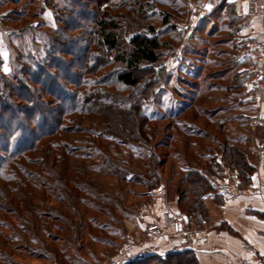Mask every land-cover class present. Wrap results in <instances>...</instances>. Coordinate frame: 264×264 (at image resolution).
<instances>
[{
    "label": "trees",
    "instance_id": "1",
    "mask_svg": "<svg viewBox=\"0 0 264 264\" xmlns=\"http://www.w3.org/2000/svg\"><path fill=\"white\" fill-rule=\"evenodd\" d=\"M36 1L33 0V3L37 4L38 10H34L33 16L42 17L51 11L53 24L46 29L43 25L13 26L7 36L9 60L15 66L11 74L3 73L7 61L0 58V183L12 195L9 198L2 194L11 207L4 212L14 217L19 214L30 217L34 234L50 217L60 231L73 232L75 223L82 227L79 205L84 204L86 208L100 213L119 210L117 206L96 204L80 195L85 192L99 199L92 192L93 179L86 176L91 171L119 178L129 172L113 163L108 150L127 165L132 163L130 159H123L127 151V155L136 154V158L143 161L148 159L146 182L149 187H154L160 182L158 170L164 165L166 157L165 154L159 156L157 151L170 145L160 141L153 146L155 129L152 125L169 121L165 128L167 132L174 130L187 137L183 140V149L187 153V144L189 147L198 146L196 141L190 140L200 135L196 131L204 133L197 124L196 119L199 118L190 111L197 110L201 117H207L208 122L216 124L218 133H222L225 123L223 120L216 122V116L224 107L213 108L206 114L205 108L194 103L179 107L176 104L175 107L171 105L160 119L149 112V108L165 93L164 86L170 76L166 62L171 42L162 40L163 33L170 29L167 26L170 12H163L164 29L157 32L146 21L149 17L147 11L153 7L148 0H109L114 4L108 9L102 8L107 0H95L96 10L90 8L92 1L88 3L86 0ZM24 15L19 18L1 17L11 25L19 24ZM229 19L228 27H235V20L232 17ZM234 34L235 28L231 36ZM236 50H233L234 57ZM234 57L225 63L216 60L215 63H223L218 64L217 71L208 75L200 73V80L204 75L206 80L210 79V92L219 94V89L222 93L225 90L222 98H217L219 102L234 100L229 106L232 109L244 105L235 99L244 79L237 72ZM91 116L105 119V132L84 125L86 118ZM166 137L173 138L174 135L170 133ZM218 145L220 162L199 154L198 168H185L187 175L180 178L177 184L179 203L189 200L185 213L188 229L208 227L207 199L214 194L213 183L224 178L226 168L235 172L239 188L253 185L257 168L252 164L250 155L230 144L228 138L218 141ZM105 146L108 150L103 148ZM177 155L178 152L173 154ZM50 163L63 167L64 173L66 169L73 171L68 179L63 173L62 179L68 187L69 184L74 186L66 195L69 198L68 210H73L78 216L75 222L46 212L47 189L55 193L58 201L63 203L67 199L66 195L58 194L60 191L56 193V188L40 173V170L48 172ZM215 197L218 202H224L223 193ZM1 229L0 246L3 247L6 243L3 242ZM87 231L92 238L101 239L99 234H92L91 224L87 226ZM45 234L47 238L51 237L47 230ZM59 253L56 259L64 260ZM129 264L199 262L194 251L182 250L165 255L147 254Z\"/></svg>",
    "mask_w": 264,
    "mask_h": 264
},
{
    "label": "rangeland",
    "instance_id": "2",
    "mask_svg": "<svg viewBox=\"0 0 264 264\" xmlns=\"http://www.w3.org/2000/svg\"><path fill=\"white\" fill-rule=\"evenodd\" d=\"M34 1L37 3L36 0ZM86 1L88 3L92 1L91 3L93 4H91L90 8L96 10L95 0ZM148 1L152 2L153 7H150L147 11V16L149 17H147L148 19L146 21L157 32H161L164 29L162 23L164 13L170 12L167 25L170 29L163 33L162 40L171 42L169 50L166 49V51L168 50L169 57L175 52L180 51L183 58L182 64L180 65H171L166 62L168 73L170 74L167 84L164 86L166 91L149 108V112L160 119L164 117L167 113L166 110L171 105L175 107L177 104L179 107L194 103L193 105L205 108L206 114L210 113L213 108L221 106L224 109L216 116V122L223 120L225 123L224 131L218 133L216 131V124H211L206 119L207 117H201L197 110L192 109L190 114L199 118L196 121L198 126L204 130V133L196 131V134H200V137L189 138L191 141H196L198 146L191 145L189 147V144H187V153L189 154L187 156L186 150L183 149V140L187 139L186 136L174 130L167 132L165 128L169 124V121L158 122L152 125V128L155 129V134L152 138L153 146H155L156 142L160 141L170 145L168 148L161 147L157 151L159 156L165 154L166 157H164V165L159 167L158 170L160 182L154 187H149L146 182V165L148 164V159L143 161L141 158H136V154L133 156L127 155L128 151L125 148H121V150L127 151L123 155V159H130L132 161L131 165H127L124 160L116 159L113 152H110L106 146L103 147L108 150L107 154L111 156L113 163L115 162L123 166L129 172L124 177L119 178L113 175L99 174L91 171L86 176L93 179V184L91 185L93 188L92 192L99 196V199L88 196L85 192L80 193V195L82 198H86L96 204H102L108 207L117 206L119 210L114 211L112 209V213H100L96 212L93 208H86L84 204L79 205L78 212L82 215L80 217L82 227L79 228L80 224L75 223L76 228L73 229V232L60 231L57 229V223H54L50 217L42 225V228L37 229V232L34 234L32 230L33 221L30 217L25 216V214H19L17 217H14L4 212L5 210H10L11 207L5 201L2 194L4 193L9 198L12 195L0 183V222L2 224V226L0 225V229L2 228L1 230L4 234L3 242L6 243L3 247L0 246V264H129L131 261L140 259L153 251H150L148 248L157 242L161 233V228L158 224H150L152 223L151 220H153L151 217L157 211L155 206L156 201L161 198L162 200L165 198L173 200L175 196L179 197L177 194L179 179L187 175L185 168H198L196 163H200L197 159L199 154L207 158H214L220 162L221 154H219L218 141L223 142L228 138L230 144H234L250 155V160L257 169L264 166V160L260 157V150L264 149V116L262 117V121L259 120V115L251 106L254 101L264 102V83L254 81L251 73L244 71L242 78L245 83H248L249 80L251 82H249L250 86L245 91L248 94L247 96L246 94L242 95L245 87L241 85V90L238 91L239 93H237L238 95H236L235 99L238 100L237 103L242 102L244 105L243 107L232 109L229 106L234 100H227L225 103L223 101L219 102L217 98H222L220 94L222 90L219 89V94L210 92V79L206 80L204 78L205 75L216 70L218 64L223 65V63H215V61L210 60H221L224 63L233 60L234 51L222 44L224 39L232 35L233 29L235 28L228 27L230 19L227 18L225 20L226 22L224 24H226V27L224 24H221L225 30L215 32L212 38L208 34L209 28L204 32L200 30L208 25V21L206 20L195 31V35H191L188 39H185L184 36H188V32L185 29L184 34H182L179 28H188L191 26L193 10L202 0ZM35 2L33 3V0H0V58L3 57L7 61L5 67L2 69L5 75L11 74L15 68L12 60H9L10 51L7 49V36L12 32L13 26L20 28L21 26L36 27L37 25H43L44 29H46L54 22L51 11H47L42 17L33 16L34 12L38 10L36 9L37 4ZM112 4H114V1L107 0L102 8L108 9ZM23 13H25V17L19 19V24L13 23L10 25L9 21L4 22L1 17L19 18ZM254 16L257 15L255 14ZM86 23H89L88 20ZM243 50L244 48L238 54H241ZM104 60V57H102L101 61L104 62ZM233 62H236V67L239 68V63L235 60ZM248 63L251 65L254 64L253 61H249ZM243 66L245 67L246 65ZM201 72H204L205 75L203 74L204 76L200 80ZM199 80L201 85L198 84ZM195 86L201 89L197 95L192 92ZM86 119L84 124L86 127L92 130L106 131L105 119L93 116ZM170 133L174 135L173 138L166 137ZM175 152H178L177 156H173ZM80 163L82 164V161ZM62 171L63 167H58L57 165H53V163L49 164L48 172L40 170L42 177L47 179L56 188V193L60 191L58 193L60 196H63L62 194H69L70 188L74 187L71 184L68 187L66 181L62 179L64 173ZM66 172L64 175L68 179L73 174V171L66 169ZM231 179L236 181L235 172L226 168L224 178L218 179L213 184L228 182ZM154 188H159L160 190L158 197L152 194ZM250 193H252L251 195L256 194L254 182L250 188H239L237 193L224 194L241 197L247 196ZM54 194L51 190L47 189L46 202L48 203V208H46V212L51 213L53 216L61 217L62 219H73L75 222L77 215L73 210H68L67 203L69 202V198L67 195V199L62 203L55 198L56 196ZM216 194L218 193L214 191L212 195ZM188 205V199L182 204L179 203L184 213H186ZM175 222L179 221L175 220L172 223V232L177 236L191 238V233L197 232L199 234V232L206 229H188L186 225L183 226L179 222L181 232L176 233L174 230ZM89 224L92 225V234H99L101 239L96 240L91 237L87 231ZM151 226H158V229L150 231L149 228ZM44 230H47L48 234H51V237L47 238ZM200 242L204 245L196 247L192 241L190 247L196 249L211 247L207 241H201L200 239ZM57 253L61 254L65 259H56Z\"/></svg>",
    "mask_w": 264,
    "mask_h": 264
},
{
    "label": "crops",
    "instance_id": "3",
    "mask_svg": "<svg viewBox=\"0 0 264 264\" xmlns=\"http://www.w3.org/2000/svg\"><path fill=\"white\" fill-rule=\"evenodd\" d=\"M237 1H241L240 15L238 16L231 11L232 5ZM210 4L214 9L209 17L201 20L194 28H179L182 34L185 29L188 32V36H184L185 39L195 35V31L206 20L208 25L200 30L204 32L209 28L208 34L212 38L215 32L225 30L221 24H224L227 18L232 17L235 20V34L224 39L222 44L228 46L232 51L237 49L234 57L235 61L239 63V68L236 67L237 72L242 74L244 71L250 72L251 68L261 66L256 60L257 51H252L247 58H241L238 52L240 53L241 49L246 48L247 44L264 43V15L254 16L252 14L254 4L251 0H210ZM224 26L226 27V24ZM195 51L197 50L195 49ZM177 52L181 54L180 51ZM249 61H253L254 64L251 65L248 63ZM251 75L253 76V74ZM249 82L245 83L244 81L243 83V87H245L243 94L246 96L248 93L245 91L251 83ZM260 83H264V77L260 78ZM195 87L192 92L197 95L201 89ZM224 93H226L225 90L223 93L221 92V95ZM246 96L244 97L246 98ZM251 106L259 115V120L262 121L264 102L254 101ZM253 182L256 193L254 195H251L252 190L249 195L241 197L224 194L223 203L218 202L215 195L208 197L209 225L198 234L201 241H207L211 245L205 249H192L190 247L191 238L173 234L172 223L175 220L182 223L183 226L188 223L187 215L179 206L178 197L175 196L173 200L167 198L157 200L155 204L157 211L151 217L153 220L150 224H158L161 233L157 242L148 248L150 251L153 250L149 254L165 255L175 251L192 250L196 253L199 264H264V166L256 170Z\"/></svg>",
    "mask_w": 264,
    "mask_h": 264
},
{
    "label": "built area",
    "instance_id": "4",
    "mask_svg": "<svg viewBox=\"0 0 264 264\" xmlns=\"http://www.w3.org/2000/svg\"><path fill=\"white\" fill-rule=\"evenodd\" d=\"M254 4V8L252 9V14L256 15H264V0H251ZM240 5L241 1L235 2L232 7L231 11L234 15L238 16L240 15ZM213 6L210 4V0H202L196 8L193 10V20L191 24V28H194L201 20L209 17L213 12ZM1 25V22H0ZM252 51H257L256 60L258 63L261 64V66H257L250 69V73L254 76V81L260 82V78L264 77V43H250L247 44L246 48L241 52L240 57L241 58H247L249 57L250 53ZM183 58L182 55L177 52L174 53L169 57L168 62L171 65H180L182 64ZM260 157L262 160H264V149L260 150ZM212 190L218 193H237L239 190L238 184L235 180H230L228 182H221L219 184H213ZM246 193V192H244ZM152 194L155 197H158L160 194L159 188H154L152 190ZM158 226H151L149 228L150 231L157 230ZM174 230L176 233H180V224L179 222L174 223ZM191 238L194 243V246H202V242H200V239L197 232L191 233ZM207 244V243H206ZM192 249H196L192 247Z\"/></svg>",
    "mask_w": 264,
    "mask_h": 264
}]
</instances>
